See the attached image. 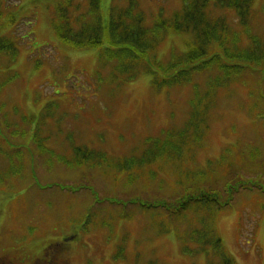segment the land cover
Segmentation results:
<instances>
[{"label":"rangeland","instance_id":"rangeland-1","mask_svg":"<svg viewBox=\"0 0 264 264\" xmlns=\"http://www.w3.org/2000/svg\"><path fill=\"white\" fill-rule=\"evenodd\" d=\"M89 1L0 0L5 18L10 14L0 36L14 38L19 47L13 62L0 54V83L12 79L0 90V175L12 183L0 187V263L21 258L23 264H41L45 254L48 264H218L212 250L186 253L192 243L188 235L213 216L207 231L221 239L236 264H264V120L258 107L249 105L256 102L264 110L256 97L264 93L261 76L246 72L220 88L204 119L205 140L189 139L181 160L148 163L142 160L149 147L145 140L184 127L191 87L156 90L143 69L124 83L112 77L114 61L102 66L104 46L81 50L62 43L54 24L57 8L66 5L69 14L65 10L62 23L74 34L78 20L91 16ZM253 4L252 30L264 40V0ZM183 5V0H102L100 13L104 17L110 8L131 6L144 27L154 28L163 19L172 21ZM228 11L219 9L214 16L238 19ZM189 38L169 30L155 50L157 60L169 61L173 51L186 50ZM103 77L112 78L106 83ZM45 108L47 117H40ZM24 115L32 117L30 124ZM38 123L42 135L38 128L31 138L42 136L43 147L55 149L65 162L81 146L102 156L82 176L67 163H49L48 154L34 155L33 138L24 145L15 133H27ZM208 166L209 179L183 178ZM238 175L255 187L229 200L222 189ZM176 180L192 187L197 198L204 189L216 191L227 206L221 209L219 202L220 209L208 213L195 205L171 217L162 209L132 205V200L150 199L172 206L177 191H183Z\"/></svg>","mask_w":264,"mask_h":264},{"label":"trees","instance_id":"trees-1","mask_svg":"<svg viewBox=\"0 0 264 264\" xmlns=\"http://www.w3.org/2000/svg\"><path fill=\"white\" fill-rule=\"evenodd\" d=\"M89 2L91 16H88V19L84 18L86 13L84 12V19L78 20L79 27L74 34L73 29L62 23L66 11L69 14L66 5L63 4L57 8L59 15L54 24H56V35L62 43L81 50L104 46L100 61L102 66L105 67V62L114 61L116 64L111 68L112 77L120 79L124 83L136 79L143 69L144 72L151 75V82L156 90H169L182 85L191 87L193 94L184 127L180 130L165 131L162 138L153 137L145 140L149 147L144 150L142 160H146L148 163L161 162L166 159L181 160L184 156L183 150L190 144L189 139L198 143L205 140L204 119L209 115L208 110L214 105L220 88L223 89L226 85H230L233 80H237L246 72L261 76L260 80L264 82L262 80V78L264 79V40L252 30L254 27V21H252L254 0H183L182 11L174 15L172 21L163 19L154 28L144 27L143 17L137 16L131 6L121 9L110 8V12L105 13L102 17L100 13L102 12L100 11L102 0H90ZM219 9H225L226 14L227 12L230 14L228 10L232 9L238 19L231 21L228 15L215 17L214 12ZM92 11L96 12L95 15ZM9 15L8 18H5L4 9L0 8V33L3 28H7ZM88 24L90 27L87 26ZM169 30L190 34L191 38L186 40V50L180 53L173 51L169 61H158L155 50ZM246 42H248L247 45H242ZM18 50V43L14 38L10 39L6 34L0 36V52H2L0 54H6L7 58L13 62L17 58ZM243 51L245 52L242 53ZM99 76L102 75L99 73ZM112 77H108V79L103 77L102 81L106 79L107 83ZM199 77L201 80L198 79ZM10 79L0 83V90ZM256 97L261 104H264L263 92L258 91ZM249 105L252 109L257 106L258 111L263 113L258 118L264 120V110L256 102L250 101ZM24 117L29 121V124L33 120L28 115ZM40 117H47V108L42 110ZM39 125L40 123L36 128L28 129L27 133L20 130L15 133L19 139H24V143H22L24 145L33 138V149L37 151L33 150L34 155L48 154L49 163L52 162V159L60 164L67 163L70 169L78 171L82 176L86 175V166L95 157L102 156L92 148L81 146L75 150L76 156L71 161L66 159L65 162L64 156H61L57 151L43 147L39 134H34L31 138L33 131L38 129ZM3 137L0 135V139ZM31 158L33 159V157ZM153 169L158 171L155 167ZM209 171V166L207 169L203 167V169H196L195 172L184 174L183 178L204 179L208 177L209 179ZM6 177L0 175V187L8 181L11 183L10 177ZM239 177L240 175L234 178L227 188L222 189L228 195L230 194L229 200H233V196L236 194L252 191L255 187L252 182L247 184ZM162 183L165 181L162 180ZM176 184L183 187V191H177V194L180 195L175 197V199L178 198L175 202H171L172 206L168 203L161 205L150 199H146V201L135 199L131 203L135 206L140 205L145 211H160L162 209L166 214L170 213L171 217H176L182 212L188 213L190 208L195 205L206 209L208 213L219 210L220 208L218 209L216 206L219 202L225 204H219L221 209L227 206V199L222 201V196L217 195L216 191L206 193L204 189L200 192L201 196L197 198L195 197L197 193L193 191L192 187L185 186L181 180H176ZM84 189L90 190L94 196H97L95 189L88 186H85ZM2 191L5 192V190ZM110 203L113 205L112 202ZM228 204L231 205L230 202ZM212 219L213 216H210L205 224L203 222L201 227L193 229L188 235L189 240L198 246L196 247L197 253L207 249L214 250L217 257H220L218 264H236L233 257L224 252L223 245L220 244L221 239L207 231L206 222Z\"/></svg>","mask_w":264,"mask_h":264},{"label":"flooded vegetation","instance_id":"flooded-vegetation-1","mask_svg":"<svg viewBox=\"0 0 264 264\" xmlns=\"http://www.w3.org/2000/svg\"><path fill=\"white\" fill-rule=\"evenodd\" d=\"M42 257H43V255H42ZM43 259H44V261L41 262V264H48L47 262H45V261H48L47 258H45V254H44V258ZM23 263H24V260H22L21 258H16V260L13 262V264H23ZM37 264H40V263H37Z\"/></svg>","mask_w":264,"mask_h":264}]
</instances>
